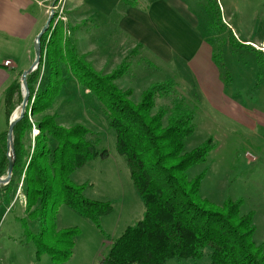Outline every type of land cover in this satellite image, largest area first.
<instances>
[{
  "label": "rangeland",
  "instance_id": "rangeland-1",
  "mask_svg": "<svg viewBox=\"0 0 264 264\" xmlns=\"http://www.w3.org/2000/svg\"><path fill=\"white\" fill-rule=\"evenodd\" d=\"M154 1H158L157 5L162 2L150 0L148 5ZM168 1L175 5L165 10L167 19L162 20L154 38L160 43L162 39L175 50L172 54L180 56L182 48L190 45L188 49L192 50V42L199 40L194 56L187 62L174 57L172 63H163L144 44L124 34H127L124 28L130 31L131 26H119L120 31L113 22L101 26L98 33L91 20L78 26L70 17L68 0H55L57 15L45 42L53 40L55 27L61 24L63 46L73 49L95 73L108 77L120 67L128 66L126 74L114 84L124 92L131 91L129 100L135 104L141 102L153 84L171 82L168 92L156 97L154 113L164 108L169 113L178 109L194 114V132L186 141L187 151L213 140V149L205 162L188 171L190 178L205 173L201 194L214 207L222 208L232 200L241 204V215L252 213L257 229L255 241L264 246V58L248 49L234 48L229 36L232 31L240 43L264 53V0H217L222 15L218 21L214 20L208 0ZM139 3L143 0H129L131 6ZM152 10L155 14L150 12L147 16H153L155 22L156 8ZM60 12L62 19L58 18ZM80 28L85 31L84 37L81 32L76 35ZM91 33L97 39L95 42ZM45 62L44 59L42 87L47 83ZM63 75L68 81L60 96L35 122L55 115L63 127L83 124L92 131L89 140L97 149L109 152V158L93 160L75 172L71 180L77 185H87V198L111 203L112 213L96 225L62 206L57 219L59 229L78 227L82 232L73 256L65 264H99L107 256L112 241L142 219L144 205L131 181L125 158L116 150V134L110 129L106 108L65 67ZM17 80L23 101L22 82L20 78ZM21 103H17L16 109ZM5 115L4 108L0 112L2 132L9 128ZM36 134L38 131L34 129L32 146ZM21 186L19 198L16 196L13 202L0 207V264H54L48 255L37 258L33 243L27 241L21 223L26 218ZM28 228L37 234L41 223L28 222ZM210 254L211 250L206 249L200 259H171L167 264H211Z\"/></svg>",
  "mask_w": 264,
  "mask_h": 264
},
{
  "label": "trees",
  "instance_id": "trees-1",
  "mask_svg": "<svg viewBox=\"0 0 264 264\" xmlns=\"http://www.w3.org/2000/svg\"><path fill=\"white\" fill-rule=\"evenodd\" d=\"M123 1L129 5V0ZM208 2L214 20H221L217 0ZM63 32V26L57 24L51 42H45L47 33L42 38L40 67L28 76L27 112L14 130L13 178L8 185L0 186L1 201L10 203L22 185L26 218L21 223L27 241L35 247L36 257L48 255L54 264H65L73 256L82 232L78 227L58 228L62 206L96 225L113 211L111 203L87 198L86 184L77 185L71 180L75 172L93 160L109 158L108 150L97 149L89 140L92 131L83 124L63 127L55 115L35 122L37 116L51 109L67 84L63 75L65 67L106 108L110 129L116 134V150L125 158L131 181L144 205L142 219L112 241L107 256L99 264L197 260L205 255L206 249L211 250V264H264V246H258L255 241L254 215H241V204L232 200L222 208L214 207L201 194L205 173L194 178L188 174L194 166L205 162L213 149V140L187 151L186 141L194 132V114L178 109L169 113L164 108L154 113L156 97L165 95L172 83L153 84L141 102L135 104L129 100L131 91L124 92L114 84L126 74L128 66L120 67L108 77L95 73L80 61L73 49L63 46ZM229 36L234 48L248 49L264 58L263 52L236 40L232 31ZM44 59L47 83L42 87ZM21 101V84L15 80L4 97L8 127ZM34 129L38 134L32 146ZM7 132H0V178L7 175L9 166ZM28 222H40L39 233L33 234Z\"/></svg>",
  "mask_w": 264,
  "mask_h": 264
},
{
  "label": "crops",
  "instance_id": "crops-1",
  "mask_svg": "<svg viewBox=\"0 0 264 264\" xmlns=\"http://www.w3.org/2000/svg\"><path fill=\"white\" fill-rule=\"evenodd\" d=\"M149 1L143 0V3L138 4L139 6H131L123 0H68V7L73 23L78 26L91 20L89 22L94 24L93 27L97 33L102 30L101 26L112 25L113 22L120 31L119 26H131L130 31L124 28L127 32L124 34L144 44L145 49L154 53L153 55L160 58L163 63H172L174 57H180L184 62H187L194 56L199 40L192 42V50L188 49L190 45L187 48H182L181 56L172 54L175 50L170 45L164 44L162 39L160 43L154 37L157 28L162 26V20L167 17L165 10L173 8L175 3L161 0L162 2L158 5V1L148 5ZM54 2L55 0H0V112H3L4 109L7 88L13 81L21 79L22 74L32 66L35 60V42L51 15ZM154 8H156L157 20L155 22L153 16H147L150 12L155 14V11L152 10ZM188 15L189 18L192 17V14ZM81 30L82 28L77 30L76 35H80L81 32L84 37L85 31ZM92 40L95 42L97 39L94 40L92 37ZM6 62H10V64L6 66ZM0 128L2 129V127ZM0 132L2 131L0 130ZM18 196L16 198H19ZM7 203L0 199V207ZM21 203L25 205L24 196H22Z\"/></svg>",
  "mask_w": 264,
  "mask_h": 264
},
{
  "label": "water",
  "instance_id": "water-1",
  "mask_svg": "<svg viewBox=\"0 0 264 264\" xmlns=\"http://www.w3.org/2000/svg\"><path fill=\"white\" fill-rule=\"evenodd\" d=\"M54 20V13L50 15L46 25L38 35L36 42H35V60L32 64V66L25 71L22 74L21 82H22V88H23V101L12 114L10 121H9V128L7 132V149H8V160H9V166H8V172L5 177L0 178V186H6L8 185L13 178V172L15 167V145H14V130L16 125L24 118L26 112H27V106L30 100V89L28 85V76L33 74L35 71L38 70L41 64L42 59V38L43 36L48 32L52 21ZM19 111V113H18Z\"/></svg>",
  "mask_w": 264,
  "mask_h": 264
},
{
  "label": "built area",
  "instance_id": "built-area-1",
  "mask_svg": "<svg viewBox=\"0 0 264 264\" xmlns=\"http://www.w3.org/2000/svg\"><path fill=\"white\" fill-rule=\"evenodd\" d=\"M52 8H54V10L51 9V12H50V13L52 14V12H53V13L55 14L54 19H56V15H57V14H56V11H55V10H56V9H55V6H53ZM61 15H62V12H60V15H59V17H58L59 19H62V16H61ZM9 64H10V62H6V66H8Z\"/></svg>",
  "mask_w": 264,
  "mask_h": 264
},
{
  "label": "bare ground",
  "instance_id": "bare-ground-1",
  "mask_svg": "<svg viewBox=\"0 0 264 264\" xmlns=\"http://www.w3.org/2000/svg\"><path fill=\"white\" fill-rule=\"evenodd\" d=\"M19 113V112H18Z\"/></svg>",
  "mask_w": 264,
  "mask_h": 264
}]
</instances>
